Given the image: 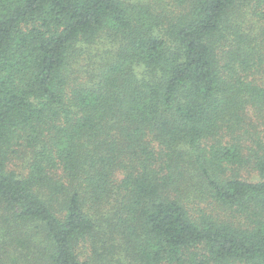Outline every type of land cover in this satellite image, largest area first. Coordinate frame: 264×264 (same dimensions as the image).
I'll return each instance as SVG.
<instances>
[{"label": "trees", "instance_id": "obj_1", "mask_svg": "<svg viewBox=\"0 0 264 264\" xmlns=\"http://www.w3.org/2000/svg\"><path fill=\"white\" fill-rule=\"evenodd\" d=\"M0 264H264V0H0Z\"/></svg>", "mask_w": 264, "mask_h": 264}]
</instances>
